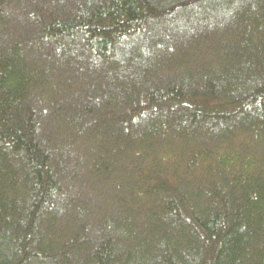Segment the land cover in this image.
I'll return each mask as SVG.
<instances>
[{
    "label": "trees",
    "instance_id": "trees-1",
    "mask_svg": "<svg viewBox=\"0 0 264 264\" xmlns=\"http://www.w3.org/2000/svg\"><path fill=\"white\" fill-rule=\"evenodd\" d=\"M0 264H264V0H0Z\"/></svg>",
    "mask_w": 264,
    "mask_h": 264
}]
</instances>
